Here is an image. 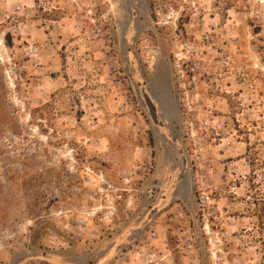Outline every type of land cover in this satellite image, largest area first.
<instances>
[{
	"label": "rangeland",
	"instance_id": "1",
	"mask_svg": "<svg viewBox=\"0 0 264 264\" xmlns=\"http://www.w3.org/2000/svg\"><path fill=\"white\" fill-rule=\"evenodd\" d=\"M0 264H264V0H0Z\"/></svg>",
	"mask_w": 264,
	"mask_h": 264
},
{
	"label": "built area",
	"instance_id": "2",
	"mask_svg": "<svg viewBox=\"0 0 264 264\" xmlns=\"http://www.w3.org/2000/svg\"><path fill=\"white\" fill-rule=\"evenodd\" d=\"M211 200V196H209V194L204 193L199 197V206L205 208L210 205Z\"/></svg>",
	"mask_w": 264,
	"mask_h": 264
}]
</instances>
